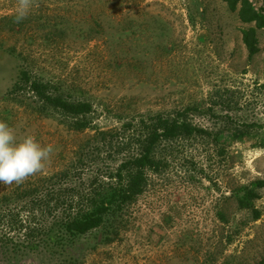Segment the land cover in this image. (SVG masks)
<instances>
[{
	"label": "rangeland",
	"instance_id": "374dc122",
	"mask_svg": "<svg viewBox=\"0 0 264 264\" xmlns=\"http://www.w3.org/2000/svg\"><path fill=\"white\" fill-rule=\"evenodd\" d=\"M16 5L0 0V121L18 139L53 145L46 173L66 165L90 131L74 133L67 117L39 113L29 95L10 96L18 66L89 101L100 128L189 107V120L208 132L162 142L160 169L126 207L119 238L99 244L93 233L82 236L77 264H264V188L256 220L235 197L264 179V147L254 146L264 129V29L249 59L241 29L253 24L223 0H35L19 23ZM236 127L250 130L245 140L230 137ZM35 176L0 184V195Z\"/></svg>",
	"mask_w": 264,
	"mask_h": 264
},
{
	"label": "trees",
	"instance_id": "16d2710c",
	"mask_svg": "<svg viewBox=\"0 0 264 264\" xmlns=\"http://www.w3.org/2000/svg\"><path fill=\"white\" fill-rule=\"evenodd\" d=\"M240 22L242 42L251 59L260 51L257 30L264 29V0H223ZM10 96L36 99L37 111L52 110L67 117L74 133L86 134L70 152L62 168L38 174L22 186L0 195V264H21L23 256L44 255L49 264H77L76 246L82 236L95 234L97 243L119 238L126 207L144 190L149 172L160 169L157 149L178 137L206 135L203 127L189 120L193 108L171 113L140 115L119 127L100 128L92 123V104L73 100L50 82L18 66L7 90ZM262 127V126H260ZM248 129L236 127L230 137L243 141ZM255 147H264V129L256 132ZM218 142L219 136L215 135ZM264 179H256L235 192L237 205L260 217L254 201Z\"/></svg>",
	"mask_w": 264,
	"mask_h": 264
},
{
	"label": "clouds",
	"instance_id": "9594fccd",
	"mask_svg": "<svg viewBox=\"0 0 264 264\" xmlns=\"http://www.w3.org/2000/svg\"><path fill=\"white\" fill-rule=\"evenodd\" d=\"M35 0H17L15 22L26 18ZM54 152L53 145H42L35 136L17 138L5 121H0V184H21L29 177L46 174Z\"/></svg>",
	"mask_w": 264,
	"mask_h": 264
}]
</instances>
